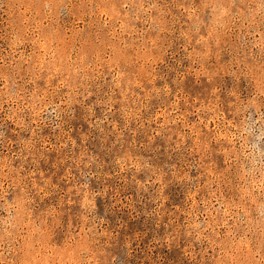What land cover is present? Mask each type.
Returning <instances> with one entry per match:
<instances>
[{"label":"rangeland","instance_id":"obj_1","mask_svg":"<svg viewBox=\"0 0 264 264\" xmlns=\"http://www.w3.org/2000/svg\"><path fill=\"white\" fill-rule=\"evenodd\" d=\"M0 264H264V0H0Z\"/></svg>","mask_w":264,"mask_h":264}]
</instances>
